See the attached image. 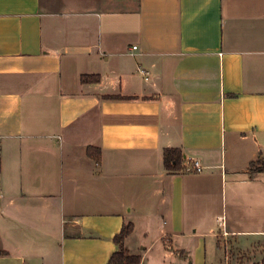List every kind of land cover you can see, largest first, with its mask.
<instances>
[{
	"label": "crops",
	"instance_id": "obj_1",
	"mask_svg": "<svg viewBox=\"0 0 264 264\" xmlns=\"http://www.w3.org/2000/svg\"><path fill=\"white\" fill-rule=\"evenodd\" d=\"M259 157L264 0H0V264H108L127 223L141 264L220 218L264 244Z\"/></svg>",
	"mask_w": 264,
	"mask_h": 264
},
{
	"label": "rangeland",
	"instance_id": "obj_2",
	"mask_svg": "<svg viewBox=\"0 0 264 264\" xmlns=\"http://www.w3.org/2000/svg\"><path fill=\"white\" fill-rule=\"evenodd\" d=\"M226 199V198H225ZM226 204L227 215L235 217L230 196ZM243 211L248 219L245 228H255L258 222H264V202L255 203L245 201L242 203ZM222 218L216 221L215 235L173 237V245L160 241L149 250L147 262L150 264H205V261L195 262V248L200 240L207 244V264H264V244L259 243L261 236L249 234H223ZM221 223V224H219ZM150 236L145 240L150 244ZM167 245L173 253L169 255L164 251ZM184 248V249H183ZM195 262V263H194Z\"/></svg>",
	"mask_w": 264,
	"mask_h": 264
},
{
	"label": "trees",
	"instance_id": "obj_3",
	"mask_svg": "<svg viewBox=\"0 0 264 264\" xmlns=\"http://www.w3.org/2000/svg\"><path fill=\"white\" fill-rule=\"evenodd\" d=\"M99 75H83L82 81H98ZM89 156L100 161L101 150L98 147L89 146L87 148ZM184 152L181 148H166L164 150V164L168 171H180L184 168L185 162ZM1 170V164H0ZM252 173L264 172V158L259 157L250 164ZM134 225L127 223L123 226L122 230L114 236V242L118 245V250L115 251L109 259L108 264H141L142 256L139 254L131 253L126 247V239L133 232ZM6 252L0 248V255Z\"/></svg>",
	"mask_w": 264,
	"mask_h": 264
},
{
	"label": "built area",
	"instance_id": "obj_4",
	"mask_svg": "<svg viewBox=\"0 0 264 264\" xmlns=\"http://www.w3.org/2000/svg\"><path fill=\"white\" fill-rule=\"evenodd\" d=\"M133 49H137V46H136V45L133 46ZM186 169H187L188 171H201V170H203V167H202V165L199 163V161L194 160V161H192L191 163H189V164L186 166ZM263 235H264V233H263Z\"/></svg>",
	"mask_w": 264,
	"mask_h": 264
}]
</instances>
